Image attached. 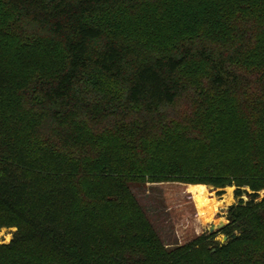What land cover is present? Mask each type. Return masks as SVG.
Instances as JSON below:
<instances>
[{
    "label": "trees",
    "instance_id": "1",
    "mask_svg": "<svg viewBox=\"0 0 264 264\" xmlns=\"http://www.w3.org/2000/svg\"><path fill=\"white\" fill-rule=\"evenodd\" d=\"M164 181L236 187L244 231L167 249ZM262 190L264 0H0V264H264Z\"/></svg>",
    "mask_w": 264,
    "mask_h": 264
},
{
    "label": "rangeland",
    "instance_id": "2",
    "mask_svg": "<svg viewBox=\"0 0 264 264\" xmlns=\"http://www.w3.org/2000/svg\"><path fill=\"white\" fill-rule=\"evenodd\" d=\"M3 50L6 53L11 52ZM197 186L207 188L210 199L217 203V210L211 220L202 221L198 216L194 197ZM132 190L167 249H205L202 255L208 259L210 251L217 247V242L222 246L229 244L230 240H225L228 238L225 229L226 227L227 230L235 229L237 226L231 224L230 208L239 205L240 202L235 195L236 187L218 189L207 184L164 181L134 184ZM243 199L250 201L247 196ZM263 199L264 190L260 192L257 202ZM247 212L249 211H245ZM15 231L16 229L0 230V246L9 244ZM243 231L244 228L235 229L233 235L238 238ZM214 234L216 235L213 237Z\"/></svg>",
    "mask_w": 264,
    "mask_h": 264
},
{
    "label": "bare ground",
    "instance_id": "3",
    "mask_svg": "<svg viewBox=\"0 0 264 264\" xmlns=\"http://www.w3.org/2000/svg\"><path fill=\"white\" fill-rule=\"evenodd\" d=\"M195 201L198 210V216L202 221L211 220L212 215L217 210V203L215 200H211L207 188L203 186L195 187ZM194 194V193H193Z\"/></svg>",
    "mask_w": 264,
    "mask_h": 264
},
{
    "label": "water",
    "instance_id": "4",
    "mask_svg": "<svg viewBox=\"0 0 264 264\" xmlns=\"http://www.w3.org/2000/svg\"><path fill=\"white\" fill-rule=\"evenodd\" d=\"M236 238H237L236 235H233V236H232V239H236ZM226 239H228V238L226 237L225 240H226Z\"/></svg>",
    "mask_w": 264,
    "mask_h": 264
}]
</instances>
